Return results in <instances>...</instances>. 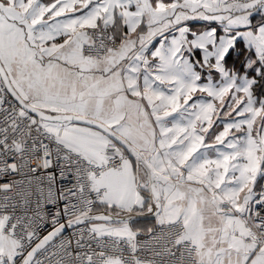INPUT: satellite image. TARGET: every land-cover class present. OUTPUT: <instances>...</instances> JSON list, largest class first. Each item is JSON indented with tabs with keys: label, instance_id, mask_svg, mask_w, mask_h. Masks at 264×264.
<instances>
[{
	"label": "snow or ice",
	"instance_id": "obj_1",
	"mask_svg": "<svg viewBox=\"0 0 264 264\" xmlns=\"http://www.w3.org/2000/svg\"><path fill=\"white\" fill-rule=\"evenodd\" d=\"M0 177V264H264V0H0Z\"/></svg>",
	"mask_w": 264,
	"mask_h": 264
},
{
	"label": "built area",
	"instance_id": "obj_2",
	"mask_svg": "<svg viewBox=\"0 0 264 264\" xmlns=\"http://www.w3.org/2000/svg\"><path fill=\"white\" fill-rule=\"evenodd\" d=\"M10 178H16V177H0V183H5V182H7V180L10 179ZM59 183H66V181H59V179H58V184H59ZM262 183H264V181H262ZM3 195H5V193L0 192V197H2ZM8 195H12V193H8ZM44 231L46 232L47 229L44 230ZM138 238L141 239V240L145 239V237H144L143 235H141V236L138 237Z\"/></svg>",
	"mask_w": 264,
	"mask_h": 264
},
{
	"label": "crops",
	"instance_id": "obj_3",
	"mask_svg": "<svg viewBox=\"0 0 264 264\" xmlns=\"http://www.w3.org/2000/svg\"><path fill=\"white\" fill-rule=\"evenodd\" d=\"M45 2H50V0H45ZM146 224V223H145Z\"/></svg>",
	"mask_w": 264,
	"mask_h": 264
},
{
	"label": "trees",
	"instance_id": "obj_4",
	"mask_svg": "<svg viewBox=\"0 0 264 264\" xmlns=\"http://www.w3.org/2000/svg\"><path fill=\"white\" fill-rule=\"evenodd\" d=\"M142 223H147V222H142Z\"/></svg>",
	"mask_w": 264,
	"mask_h": 264
}]
</instances>
